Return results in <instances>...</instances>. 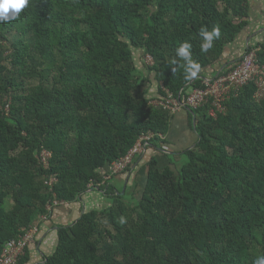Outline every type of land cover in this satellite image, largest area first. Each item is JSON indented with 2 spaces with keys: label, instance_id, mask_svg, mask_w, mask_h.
<instances>
[{
  "label": "trees",
  "instance_id": "trees-1",
  "mask_svg": "<svg viewBox=\"0 0 264 264\" xmlns=\"http://www.w3.org/2000/svg\"><path fill=\"white\" fill-rule=\"evenodd\" d=\"M249 19L250 0H30L17 20L0 23V255L54 199L75 202L93 183L111 205L59 228L43 264H254L264 256V99L256 101L253 84L217 119L208 105L188 110L196 147L175 169L151 159L139 197L104 180L140 136L152 132L154 144L169 132L174 114L151 105L145 74L158 99L163 88L175 98L203 88L204 77L184 79L177 48L190 44L191 62L208 68ZM213 29L220 37L202 52V30ZM253 48L264 64V45L245 53ZM137 52L154 64L139 66ZM41 148L52 153L48 169ZM29 261L26 250L18 264Z\"/></svg>",
  "mask_w": 264,
  "mask_h": 264
},
{
  "label": "crops",
  "instance_id": "crops-1",
  "mask_svg": "<svg viewBox=\"0 0 264 264\" xmlns=\"http://www.w3.org/2000/svg\"><path fill=\"white\" fill-rule=\"evenodd\" d=\"M249 44L264 45V0H250V19L245 30L236 41L227 45L222 58L208 68L199 70L196 78L213 77L225 69L228 63L238 60L243 56ZM240 52V55H239ZM145 77V87L153 100L158 99V88L152 76ZM152 144L148 150L137 158L129 171L111 178L110 185L114 191L140 196L148 175V163L155 158L162 166L175 169L178 164L186 160V152L194 149L199 141L195 121L187 110L174 114L168 134ZM108 181V182H109ZM111 205V199L99 188L89 189L79 200L62 206L54 207L49 219L39 221V232L33 245L27 248L30 261L28 264H43L51 256L58 244V230L76 223L83 213L92 210H102Z\"/></svg>",
  "mask_w": 264,
  "mask_h": 264
},
{
  "label": "built area",
  "instance_id": "built-area-1",
  "mask_svg": "<svg viewBox=\"0 0 264 264\" xmlns=\"http://www.w3.org/2000/svg\"><path fill=\"white\" fill-rule=\"evenodd\" d=\"M147 65H153L154 59L151 55L145 58ZM253 84L257 87L255 99L260 102L264 99V64L258 60V49L253 48L250 52L245 53L232 68L223 69L213 77L202 78L203 88H194L190 94L175 98L167 89L164 99H155L151 105L162 107L165 110L175 114L181 110L195 111L206 105L210 106L209 116L217 119L219 115L226 113L224 103L231 99L232 96H238L242 89ZM9 112V107L6 108ZM155 135L152 132L143 134L139 137L136 144L120 160L114 162L110 167L108 174L104 176L105 181H109L113 176L126 172L138 157L142 156L153 144ZM163 139L162 134L159 135ZM52 153L46 148H41L39 159L44 168L50 167ZM58 181L51 178L45 184L53 187ZM102 182L100 185H103ZM94 188V184L89 185V189ZM68 204L66 201H54L47 205V213L41 215L28 228L22 230V235L17 239L9 241L3 248L0 255V264H18L21 257L26 253L28 247L34 244L35 238L39 232V221L49 219L50 213L54 207Z\"/></svg>",
  "mask_w": 264,
  "mask_h": 264
},
{
  "label": "clouds",
  "instance_id": "clouds-1",
  "mask_svg": "<svg viewBox=\"0 0 264 264\" xmlns=\"http://www.w3.org/2000/svg\"><path fill=\"white\" fill-rule=\"evenodd\" d=\"M30 0H0V23L8 24L17 20L20 14L29 6ZM204 43L201 45L202 52H207L213 47V41L219 39L220 32L213 29L211 33L203 31ZM176 56L184 62V79L191 81L199 72V65L191 62V45L182 43L176 50ZM174 64L176 61L173 62ZM176 68H173V72ZM254 264H264V256L258 257Z\"/></svg>",
  "mask_w": 264,
  "mask_h": 264
},
{
  "label": "rangeland",
  "instance_id": "rangeland-1",
  "mask_svg": "<svg viewBox=\"0 0 264 264\" xmlns=\"http://www.w3.org/2000/svg\"><path fill=\"white\" fill-rule=\"evenodd\" d=\"M136 52V51H135ZM245 54V51H244V53H243V55ZM239 55H240V52H239ZM135 56H136V62H137V64L140 66V63L141 62H143L142 60H144V62H145V59H144V57L142 56V54L141 53H136L135 54ZM185 162H186V160H185ZM178 165H180V164H178ZM124 191H122V193H123ZM9 205V204H8Z\"/></svg>",
  "mask_w": 264,
  "mask_h": 264
}]
</instances>
